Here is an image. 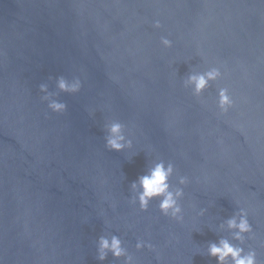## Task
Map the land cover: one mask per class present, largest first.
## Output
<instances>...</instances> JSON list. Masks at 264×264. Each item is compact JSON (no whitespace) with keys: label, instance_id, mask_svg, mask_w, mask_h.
Wrapping results in <instances>:
<instances>
[{"label":"water","instance_id":"95a60500","mask_svg":"<svg viewBox=\"0 0 264 264\" xmlns=\"http://www.w3.org/2000/svg\"><path fill=\"white\" fill-rule=\"evenodd\" d=\"M211 66L222 77L194 96L183 80ZM60 76L81 90L60 92ZM113 120L131 148L106 147ZM160 160L173 190L189 178L183 222L158 199L131 203ZM241 207L253 233L240 246L264 264V0H0V264H124L96 258L113 234L132 264H217L208 245L239 244L227 220Z\"/></svg>","mask_w":264,"mask_h":264},{"label":"clouds","instance_id":"9594fccd","mask_svg":"<svg viewBox=\"0 0 264 264\" xmlns=\"http://www.w3.org/2000/svg\"><path fill=\"white\" fill-rule=\"evenodd\" d=\"M153 27L159 29L161 23L156 20ZM160 44L164 48H171L173 41L165 36L160 38ZM220 67L211 66L206 71H190L183 80L185 88H190L192 94L196 97H201L202 94L210 87V85L222 77ZM56 86L63 93H78L81 90V80L73 78L72 80L60 76L56 80ZM39 91L44 95L41 97L47 102L48 108L54 113H63L67 109V104L58 100L51 99V94L48 93L47 85H39ZM217 107L221 114H226L234 107V100L227 87L218 89ZM124 124L118 120H113L107 126L106 147L109 150L122 152L126 148L132 147V140L124 134ZM175 172V167L172 162L160 160L154 163L148 171L140 175L137 180L131 183V188L136 191V196L132 198L131 203L139 205L141 211H146L152 200L158 199L159 211L166 217L177 222H183V208L180 201L185 195L184 187L189 183L187 176H179V186L173 190L170 179ZM205 210L200 211L203 215ZM228 229L233 231L232 239L238 241L239 244L232 243L227 238H221L218 242L209 243L207 254L216 259L217 264H258L257 253L254 249L245 251V248L240 246L246 241V238H251L253 227L248 218V212L244 208L239 210L227 220ZM137 250L148 248L154 250V246L146 241L138 240L135 245ZM97 259L100 262L105 261L108 255L113 258H124V264H132V257L128 254L127 249L123 246V241L117 235H101L97 240L96 246Z\"/></svg>","mask_w":264,"mask_h":264}]
</instances>
